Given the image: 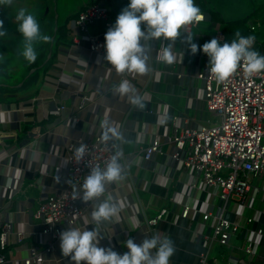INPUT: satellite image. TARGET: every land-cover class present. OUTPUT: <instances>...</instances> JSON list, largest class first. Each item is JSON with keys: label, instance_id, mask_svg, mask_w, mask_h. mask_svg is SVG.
<instances>
[{"label": "crops", "instance_id": "1", "mask_svg": "<svg viewBox=\"0 0 264 264\" xmlns=\"http://www.w3.org/2000/svg\"><path fill=\"white\" fill-rule=\"evenodd\" d=\"M90 1L106 2L0 0V21L6 30L0 37V227L16 226L24 234L21 241L9 234L6 264H24L32 245L42 247L46 244L49 238L34 221L33 212L47 195L70 187L68 145L86 134L102 135L104 121L121 133L120 139L111 140L116 141L120 149L123 179L106 185L99 199L82 201L87 206L85 214L73 227H98L99 245L121 254L128 251L123 242L129 236L137 244L148 236H167L175 246L169 264H199L202 256H208L211 264H232L230 259L234 257L237 264H264L263 192L258 191L254 199L247 197L243 205L238 199L224 201L221 198L213 205V190L205 185L197 186L200 174L175 159L173 145L167 142L176 115L184 127L217 121V116L206 108L204 83L195 78L197 71L208 67L209 58L199 50L192 54L183 36L192 33L193 42L198 45L212 37L221 43L226 22L249 18L247 26L261 25L253 32L256 36L252 48L264 55V24L256 20L264 15V0H206L219 13V20L201 10L202 21L197 25H184L180 30L182 36L172 44L171 50L176 57L172 64L162 59V50L168 46V40L161 37L146 41L148 71L143 75L117 74L105 56L90 50L86 38L79 44L69 38L71 33L82 34L75 19L80 8ZM108 1L113 20L129 2ZM20 8L32 12L41 33L51 37L48 42H34L35 50L42 49L51 59L47 71L30 72L24 65L25 58L21 55L24 37L15 19ZM104 27L105 22L99 21L90 31ZM59 29L66 33V38L58 41ZM121 79L133 84L143 107L130 103L127 96L121 97L114 91L113 85ZM84 94L90 96L91 102L80 110ZM57 106H63L61 112L52 113ZM73 117H78L79 122ZM25 122H37L43 134L19 147L18 137L23 133ZM157 138L164 152L145 159L143 148ZM107 197L118 204L120 212L110 221L94 225L91 212ZM185 205L192 207L186 218L181 215ZM215 207L241 224L229 247H221L212 240V225L202 219L204 211ZM161 208L170 210V216L152 229L149 220ZM61 228L69 226L61 224ZM258 228L263 230L258 251L247 255L241 246L246 240L256 238ZM45 264L75 262L62 254L59 241L55 251L46 254Z\"/></svg>", "mask_w": 264, "mask_h": 264}, {"label": "built area", "instance_id": "2", "mask_svg": "<svg viewBox=\"0 0 264 264\" xmlns=\"http://www.w3.org/2000/svg\"><path fill=\"white\" fill-rule=\"evenodd\" d=\"M99 21L105 22V27L91 32V26ZM200 21L202 20H194L192 24L197 25ZM113 23V17L106 6L100 2L88 3L80 8L75 19V24L82 34L71 33L69 38L77 44L86 38L93 53L105 56V32ZM260 27V23L250 25L253 32ZM220 41L231 42L225 37ZM242 65L243 61L236 72L223 82H218L208 71V67L197 71L195 78L204 83L206 108L217 116V121L213 124L184 127L180 125L176 115L172 121V133L167 136V142L173 145L172 156L182 161L186 168L200 174L197 186L205 185L213 190V205L218 198L224 201L238 199L243 205L247 197L254 199L258 191L263 192L264 198V71L249 77ZM90 99V96L82 95L80 110L86 108L91 102ZM62 109L63 106H57L52 113L59 114ZM73 119L79 122L78 117ZM42 134L38 130L32 140H37ZM81 147L83 157L77 160L76 149ZM143 151L145 159H151L155 154L164 152L158 138L144 147ZM116 152L120 153L118 143L111 139L105 141L98 133L83 135L68 145L67 170L71 180L70 187L47 195L34 210V221L41 226V232L49 239L42 247L32 245L24 264H45L46 254L54 252L60 241L59 233L63 230L61 224L69 227L78 224L87 206L82 200L73 199L74 190H78L83 178L92 168L105 167ZM183 153L185 155L181 158ZM191 209V205H185L181 215L189 217ZM169 216L170 210L161 208L150 218L149 224L154 229L160 222L168 220ZM202 219L212 225V240L221 247L230 246L232 236L239 231L241 225L226 217L219 207L204 211ZM251 220L248 219L249 222ZM255 232L256 238L246 240L241 246V250L247 255L252 256L258 251L263 230L258 228ZM9 234H12L16 241L24 238L23 232L16 226H2L0 249L7 247ZM6 263L5 254H0V264ZM230 263L237 264L238 260L231 258ZM199 264L211 263L208 256H202Z\"/></svg>", "mask_w": 264, "mask_h": 264}, {"label": "clouds", "instance_id": "3", "mask_svg": "<svg viewBox=\"0 0 264 264\" xmlns=\"http://www.w3.org/2000/svg\"><path fill=\"white\" fill-rule=\"evenodd\" d=\"M11 2V0H8ZM17 29L24 37L21 55L28 62H35L37 52L34 42L51 40L49 35L41 33L36 16L20 8L15 16ZM204 15L194 0H129L128 4L117 14L114 23L105 32V57L117 74H146L148 71V50L146 41L161 37L169 41L163 49L162 59L172 64L176 57L172 44L182 36L181 28L194 20H203ZM6 34L3 22L0 21V37ZM183 40L192 54L202 51L208 56V71L218 82L229 78L241 65L249 77L264 71V55L252 48L255 37L235 33L231 42L220 43L216 37L198 45L193 42V34L186 33ZM114 91L121 97L127 96L130 103L143 107L136 95V88L128 79H121L113 85ZM104 128L102 139H120L121 133L108 121L102 122ZM83 148L76 149L77 160L82 159ZM120 153L116 152L105 167H94L84 178L78 190H74L73 199L92 201L99 199L106 190V185L123 179ZM59 179V177H57ZM120 207L111 197L100 200L91 212L94 225L110 221L118 215ZM98 227H69L59 233L60 249L64 256L75 264H169L175 252L173 241L167 237L152 235L140 244L129 236L123 244L128 251L118 253L111 247L99 245Z\"/></svg>", "mask_w": 264, "mask_h": 264}, {"label": "trees", "instance_id": "4", "mask_svg": "<svg viewBox=\"0 0 264 264\" xmlns=\"http://www.w3.org/2000/svg\"><path fill=\"white\" fill-rule=\"evenodd\" d=\"M95 2H99V1H95ZM194 3L197 4L199 6V8H201V10L209 12L214 20H216V21L219 20V16H220L219 13L214 8H211L209 6V4L206 2V0H194ZM102 4L104 6H106L107 8H109L108 7V4H109L108 0H106V2L102 3ZM254 18H256V15L254 16ZM248 19L249 18L226 22V24L223 28V32L225 34L226 39H229V40L234 39L235 33L237 31H239L240 34L244 35V36H249V35L256 36V33H253V31H251L250 27L247 26ZM256 20H260L261 23L264 24V15L261 16L260 19H256ZM220 22H223L221 17H220ZM65 38H66V33H64V31L59 29L58 33L56 35V39L59 41L61 39H65ZM36 52H37L36 61L30 63L26 59H24V61H23L24 65L27 67V69L30 72H32L33 70L47 71L49 69L51 59H48L46 57V55L44 54L42 49H38V50H36ZM23 126H24L23 133L21 135H19V137H18V144L19 145L27 144L32 139H34L36 136V132L38 131V129H40L37 122H34V123L33 122H25L23 124ZM7 247L4 250L0 249V254L6 255Z\"/></svg>", "mask_w": 264, "mask_h": 264}, {"label": "rangeland", "instance_id": "5", "mask_svg": "<svg viewBox=\"0 0 264 264\" xmlns=\"http://www.w3.org/2000/svg\"><path fill=\"white\" fill-rule=\"evenodd\" d=\"M91 2H94V1H90L89 3H91Z\"/></svg>", "mask_w": 264, "mask_h": 264}]
</instances>
